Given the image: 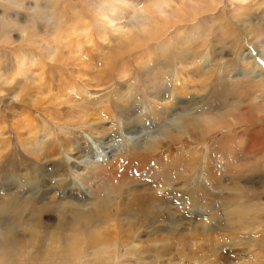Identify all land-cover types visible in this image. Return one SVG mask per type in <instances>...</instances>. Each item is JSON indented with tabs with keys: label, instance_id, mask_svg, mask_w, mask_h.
I'll use <instances>...</instances> for the list:
<instances>
[{
	"label": "rangeland",
	"instance_id": "1",
	"mask_svg": "<svg viewBox=\"0 0 264 264\" xmlns=\"http://www.w3.org/2000/svg\"><path fill=\"white\" fill-rule=\"evenodd\" d=\"M262 4L0 0V243L46 264H264Z\"/></svg>",
	"mask_w": 264,
	"mask_h": 264
},
{
	"label": "bare ground",
	"instance_id": "2",
	"mask_svg": "<svg viewBox=\"0 0 264 264\" xmlns=\"http://www.w3.org/2000/svg\"><path fill=\"white\" fill-rule=\"evenodd\" d=\"M144 12V11H143ZM146 13H148V12H146ZM144 14V13H143ZM87 90V89H86ZM78 92V91H77ZM81 93H83V92H81ZM85 93H87V92H85ZM80 94V93H79ZM83 95V94H82ZM87 95V94H86ZM102 101L105 103L106 101H107V98H106V96L102 99ZM225 117V116H224ZM215 118H217V116L215 115ZM160 139H162V138H160ZM180 140V139H179ZM178 140V141H179ZM149 145V146H148ZM148 145H146L145 146V149H143L142 150V152L144 151V154H152V153H154V150H156L155 148H159V143H157V142H149V144ZM149 151H148V150ZM131 149H129V151H130ZM136 150V149H135ZM145 150H147V151H145ZM133 152V151H132ZM200 152V151H199ZM129 154H130V152H129ZM135 154V153H134ZM155 154V153H154ZM131 155V154H130ZM124 156V155H123ZM128 156V155H127ZM191 159V158H190ZM187 159V160H185V162H184V165H183V168H184V166H186V167H188V168H190V171H192L193 170V165H195L193 162V160L191 159ZM74 161V160H73ZM168 161H170L169 159H167L165 162H168ZM210 162V161H209ZM207 163V165H206V169L207 170H209V166H210V163ZM171 163V162H170ZM182 164V163H181ZM171 165H172V167H173V170H178V167L180 166L179 164H177V161H173L172 163H171ZM212 168V167H211ZM213 169V168H212ZM194 171V170H193ZM163 175L167 172H170L171 173V171L169 170L168 171V167H167V169L165 168L163 171ZM88 173H90V171L88 172ZM178 173V172H177ZM177 173H175V174H177ZM191 174V173H190ZM193 174V173H192ZM162 175V176H163ZM182 175V174H181ZM186 175V174H185ZM184 175V176H185ZM88 176H90V175H88ZM173 176V177H172ZM172 176H168L167 178H169V179H171V178H174V175H172ZM188 176V175H187ZM181 177V176H180ZM191 177V176H190ZM86 178V177H85ZM91 178V177H90ZM209 177H205L204 178V182H202V181H200L199 183H197V184H195V185H193V187H192V190L194 191V193H195V195H198L199 193H201L200 195H202L203 196V198L205 197V196H207V195H209L210 196V192H211V190H212V188H210L209 187V180L210 179H208ZM174 180V179H173ZM178 180V179H177ZM86 181V180H85ZM205 183H207L206 185H205ZM219 183V182H218ZM176 184V183H175ZM174 185V184H173ZM179 185H182V184H179ZM168 186V185H167ZM211 186V185H210ZM181 187V186H180ZM213 187V186H212ZM185 188V186H183L182 187V189H184ZM214 188V187H213ZM115 189V188H114ZM170 189V188H169ZM215 189V188H214ZM118 190V189H117ZM139 190V189H138ZM192 190H187L186 191V195L188 194V195H190L191 193V191ZM182 191V190H181ZM113 192H115V190L113 191ZM116 193H119V192H116ZM214 193V192H213ZM192 195V194H191ZM195 195H192L191 196V198L193 199V197L195 196ZM103 196V195H102ZM134 197V196H133ZM109 198L110 197H108V196H104L103 197V203H105V202H109L108 200H109ZM132 201V200H131ZM193 201V200H192ZM14 202V201H13ZM133 202V201H132ZM132 202H130V203H132ZM135 202H137L136 200H135ZM139 202V201H138ZM150 203V202H149ZM139 204V203H138ZM152 204V203H151ZM151 204H148L147 202H144V204L141 206V208L140 207H138V210H136L137 212L139 211V212H141V211H143V213L145 214V215H148L150 212H151V208H150V205ZM14 203H12V204H10V205H8V209H6V210H9V211H13L14 212ZM101 205H103L102 203H101ZM133 206H135L134 204L133 205H131L130 207H133ZM98 207H100V206H98ZM18 208V207H17ZM22 208V207H21ZM144 209V210H143ZM20 210H22V209H20ZM23 211V210H22ZM6 212V211H5ZM20 212V211H19ZM36 213H34L36 216H34V218H37V211H35ZM8 213V212H7ZM12 214V213H11ZM14 214V213H13ZM23 215V214H22ZM80 213L78 212V214L77 215H75L76 216V220L77 221H80ZM83 215V214H82ZM81 215V216H82ZM85 215V214H84ZM87 215V214H86ZM85 215V216H86ZM150 215V214H149ZM17 216V215H16ZM32 216H33V214H32ZM87 217V216H86ZM240 217V216H239ZM156 218V217H155ZM83 219H85V217L83 218ZM86 220H87V218H86ZM85 220V221H86ZM240 220V219H239ZM18 221V220H17ZM84 221V220H83ZM79 224H80V222H79ZM78 224V225H79ZM77 225V224H76ZM8 232V231H7ZM12 232V231H11ZM127 233V232H126ZM60 245V244H59Z\"/></svg>",
	"mask_w": 264,
	"mask_h": 264
},
{
	"label": "clouds",
	"instance_id": "3",
	"mask_svg": "<svg viewBox=\"0 0 264 264\" xmlns=\"http://www.w3.org/2000/svg\"><path fill=\"white\" fill-rule=\"evenodd\" d=\"M0 264H46L39 258H33L25 252L12 250L7 241L0 243Z\"/></svg>",
	"mask_w": 264,
	"mask_h": 264
},
{
	"label": "snow or ice",
	"instance_id": "4",
	"mask_svg": "<svg viewBox=\"0 0 264 264\" xmlns=\"http://www.w3.org/2000/svg\"><path fill=\"white\" fill-rule=\"evenodd\" d=\"M95 2L99 8L105 10L112 7L114 3H119L122 8H127L129 6V0H95ZM261 7H264V4H262ZM101 99H103V97H101Z\"/></svg>",
	"mask_w": 264,
	"mask_h": 264
},
{
	"label": "built area",
	"instance_id": "5",
	"mask_svg": "<svg viewBox=\"0 0 264 264\" xmlns=\"http://www.w3.org/2000/svg\"><path fill=\"white\" fill-rule=\"evenodd\" d=\"M113 158L109 157L108 159H104V158H99V159H93V161L97 164H105L107 162H109L110 160H112Z\"/></svg>",
	"mask_w": 264,
	"mask_h": 264
}]
</instances>
